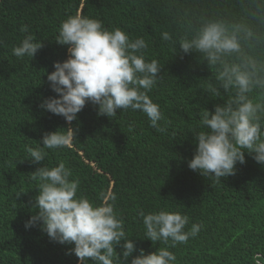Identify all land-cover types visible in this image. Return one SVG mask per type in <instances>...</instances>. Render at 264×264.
Here are the masks:
<instances>
[{"label":"trees","instance_id":"obj_1","mask_svg":"<svg viewBox=\"0 0 264 264\" xmlns=\"http://www.w3.org/2000/svg\"><path fill=\"white\" fill-rule=\"evenodd\" d=\"M76 13L145 38L146 59L162 67L149 95L160 105L166 131L157 132L144 113L131 109L108 118L89 102L69 124L39 107L56 95L45 74L67 59L66 46L54 38L62 21ZM205 18L246 19L264 31V0H0V264H80L72 245L51 241L38 227L25 228L38 191L30 173L60 162L79 180L78 194L96 204L116 197L115 211L136 244L134 255L169 247L176 264H264V165L246 151V163L220 183L188 167L199 111L214 112L223 103L206 91L216 83L215 70L197 53L179 49V39L191 36ZM21 25L44 42L33 60L12 53L25 35ZM163 31L172 33L174 47L162 40ZM68 127L78 129L68 146L45 149L39 164L26 159L25 144L37 147L45 132ZM160 210L186 215L185 231L201 224L199 234L174 248L171 241L154 247L139 212Z\"/></svg>","mask_w":264,"mask_h":264},{"label":"clouds","instance_id":"obj_2","mask_svg":"<svg viewBox=\"0 0 264 264\" xmlns=\"http://www.w3.org/2000/svg\"><path fill=\"white\" fill-rule=\"evenodd\" d=\"M198 24L191 36L179 39V49L184 54L197 53L215 70L216 83H209L206 91L223 103L216 104L214 112L199 111L198 128L192 131L196 149L188 167L220 183L235 174L238 163H246V151L264 165V31L246 19L205 18ZM20 32L25 35L12 53L33 60L44 42L30 34L27 25H21ZM161 38L175 46L171 32L163 31ZM54 41L66 46L68 57L56 61L54 71H46L56 95L43 98L41 109L63 116L69 124L78 120L89 102L97 106L99 116L108 118L117 116L118 110L131 109L144 113L157 132L166 131L160 105L149 95L162 67L158 60L146 59L144 37L132 38L120 27L109 29L99 19L76 13L62 21ZM64 129L45 132L37 147L25 144L26 159L39 164L48 155L45 149L68 146L78 129ZM30 174L38 191L29 202L32 215L25 228L38 227L51 241L72 245L69 251L80 264H176L169 247L150 253L140 249L134 255L136 244L115 211L116 197H111L113 203L96 204L78 194L79 180L71 179L72 171L64 162L54 167L44 163ZM139 216L154 247L157 242L171 241L172 248L185 244L202 227L192 224L185 231L189 218L179 212L140 211Z\"/></svg>","mask_w":264,"mask_h":264}]
</instances>
